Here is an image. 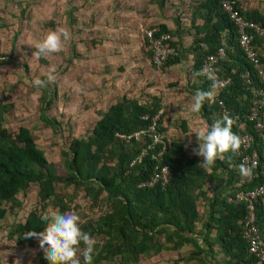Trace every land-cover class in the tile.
Here are the masks:
<instances>
[{
	"label": "trees",
	"instance_id": "obj_1",
	"mask_svg": "<svg viewBox=\"0 0 264 264\" xmlns=\"http://www.w3.org/2000/svg\"><path fill=\"white\" fill-rule=\"evenodd\" d=\"M199 1L192 5L202 15L203 21L194 27L188 47L193 58L192 71L195 74L199 72L201 59L217 49L221 35L225 38V58L221 61L223 73L235 70L229 85L219 91L214 102L206 101L199 112L210 127L220 119L217 100H222L227 108L239 113L247 107L248 93L239 74L250 66L236 44L234 25L219 8L218 0ZM236 6L246 19L264 25L261 14L256 11L243 12L237 1ZM157 27L154 35L167 32L164 25ZM144 43L147 49L145 57L151 60V52ZM261 43H264V39L253 40L255 52L264 61L258 53ZM165 44L178 49L175 41L168 40ZM179 58V54L169 56L161 65L177 63ZM196 76L199 83L192 85V92L209 90L210 81ZM10 107V103L2 101L0 97V204L13 203L15 194L25 191L31 184L37 187L36 196L42 207L48 202L57 206L59 211L67 210L68 204L58 197V185L71 186L73 192L82 189L91 205H97L103 196L107 203L106 210L81 225L82 231L97 235L101 240L95 246L93 264L107 263L116 257L121 264H130L136 262L139 255L154 254L161 248L176 250L183 244L193 247L186 260L200 264H256V258L247 252V242L241 236L244 206L228 201V198L233 197L237 190L254 187L261 180H243L236 155L231 151L207 171L201 166L203 161L185 153L182 142L168 143L159 157L160 162L169 167L167 182L164 185L138 186L149 178L155 164L152 155L158 146L146 148L147 137L125 140L118 134L126 135L147 127L156 114L157 130L162 132L163 113L157 96L151 95L145 102L121 96L110 104L84 136L69 140L64 152V174L55 172L53 164L36 147L26 126H18L14 132L4 127V114ZM44 121L52 123L48 118H44ZM244 129L253 133L249 125H245ZM232 131L237 135L240 129ZM255 142H260L256 136ZM256 147L259 148V144ZM142 149H146V152L140 160L132 162ZM229 164L236 167L229 168ZM216 168L226 170L223 185L217 186V190L207 197L203 186L214 177ZM199 199L205 202L206 207L197 231L195 222L199 218ZM2 213L0 210V216ZM255 216V223L264 238V197L255 200ZM40 217V213L30 211L23 222L13 225L12 233L16 234L17 243L30 244L32 238H26L27 232L44 231L46 222ZM161 235L164 243L159 241ZM198 237L202 239L200 244ZM36 259L42 264L48 263L41 251L36 253ZM177 261H173V264H177ZM260 264H264V261Z\"/></svg>",
	"mask_w": 264,
	"mask_h": 264
},
{
	"label": "rangeland",
	"instance_id": "obj_2",
	"mask_svg": "<svg viewBox=\"0 0 264 264\" xmlns=\"http://www.w3.org/2000/svg\"><path fill=\"white\" fill-rule=\"evenodd\" d=\"M162 1L0 0V97L11 106L3 125L10 132L26 126L57 174H64L69 140L84 136L121 96L139 102L157 96L163 113L161 134L167 145L180 141L189 154L198 147L195 132L205 123L198 113L191 112V87L199 83L189 70L191 62L156 66L145 57L143 31L157 27L152 22L156 15L168 14L165 10L169 8L163 7ZM193 3L189 0V5ZM255 5L264 11V0H251V7ZM58 29L71 33L64 50L36 59L32 55L35 43ZM53 66L54 79L48 81ZM37 77L45 81L43 88L33 86ZM44 118L52 123L47 124ZM36 190L31 184L15 194L13 203L0 204V264H42L36 259L38 251L44 255L38 240L33 237L32 243L19 244L12 233L13 225L23 222L30 211L42 215L50 208L58 210L48 202L42 207ZM73 191L71 186H57L58 197L68 204V209L60 212L79 215L81 225L106 210L103 196L97 205H91L82 189ZM205 207L204 201L197 200L196 229L205 216ZM91 236L101 242L97 235ZM159 241L164 243L163 235ZM192 250L191 244L176 250L161 248L154 254L139 255L130 264H173L177 259H181L177 264H200L186 260ZM121 263L116 257L103 264Z\"/></svg>",
	"mask_w": 264,
	"mask_h": 264
},
{
	"label": "built area",
	"instance_id": "obj_3",
	"mask_svg": "<svg viewBox=\"0 0 264 264\" xmlns=\"http://www.w3.org/2000/svg\"><path fill=\"white\" fill-rule=\"evenodd\" d=\"M218 5L228 20L234 25L236 44L250 66L248 70L239 74L248 93L249 101L245 110L239 113L227 108L222 100H217L216 102L220 119L227 113L234 121L232 129H240L237 135L245 141L238 154H235L239 166L245 161H248L249 164L252 161H256L252 178L245 179L243 176L241 177L245 181H250L254 178L261 181L250 189L237 190L233 197L228 198V201L243 204L245 217L242 221L241 236L247 242V252L254 255L256 264H260L264 261V238L261 237L259 228L255 223V200L264 197V62L255 52L253 40L256 38L264 39V25L246 19L237 9L235 0H218ZM157 31L158 28L156 27L146 29L143 31V38L151 52L152 63L159 66L169 56L177 55V49L174 46L165 44L166 41L171 40L169 33L160 32L154 35ZM224 44L225 38L224 35H221L217 49L213 53L204 56L199 66V71H201L204 67L211 65L218 80L223 83V87L219 91L229 85L231 75L235 73L234 69H230L228 74L223 73L221 61L225 58ZM202 77L207 79L205 76ZM210 83L212 82L210 81ZM157 119L158 114L152 117L151 123L147 127L132 131L126 135L118 134L120 138L125 140L129 138L138 140L142 137H147L149 141L146 148L158 146V150L152 155L155 164L152 167L151 174L146 181L138 185L140 187L152 186L155 183L164 185L168 180L169 167L167 164L161 163L159 159L167 148V143L161 132L157 130ZM245 125H249L253 133L245 130ZM254 134L260 140L259 143L255 142ZM257 144H259V148L256 147ZM145 152L146 149H142L132 162L140 160L141 155Z\"/></svg>",
	"mask_w": 264,
	"mask_h": 264
},
{
	"label": "clouds",
	"instance_id": "obj_4",
	"mask_svg": "<svg viewBox=\"0 0 264 264\" xmlns=\"http://www.w3.org/2000/svg\"><path fill=\"white\" fill-rule=\"evenodd\" d=\"M70 39L71 33L67 29L49 31L35 43V52L32 55L36 59H40L51 53L63 51ZM53 71H55L54 66L48 74V81L54 79L51 74ZM196 75L205 76L212 83L209 90H197L191 97V112L193 113H199L206 101L214 102L219 89L223 87V83L218 80L211 65L204 67ZM32 84L34 87L43 88L45 81L37 77L32 80ZM233 123V119L225 113L210 127L205 124L195 132L198 147L192 151L194 155L203 157L201 166L205 170L210 171L216 161L223 160L224 154L229 151L238 154L242 144L245 143L240 136L233 133ZM255 167L256 161H252L250 164L248 161L242 162L239 166L241 176L251 179ZM40 219L46 222L44 231L39 233L29 231L25 236L38 240L39 247L44 253V259L48 264H93L97 241L89 233L82 231L79 215L74 212L61 213L57 209L50 208L41 215ZM16 264H19V261H16Z\"/></svg>",
	"mask_w": 264,
	"mask_h": 264
},
{
	"label": "crops",
	"instance_id": "obj_5",
	"mask_svg": "<svg viewBox=\"0 0 264 264\" xmlns=\"http://www.w3.org/2000/svg\"><path fill=\"white\" fill-rule=\"evenodd\" d=\"M192 1H195V3L200 2L199 0H192ZM236 1L243 12L246 13V12L254 11L255 13L256 11L258 14H261L262 17L264 18V11L261 9V7H259L258 5L251 7V0H236ZM155 3L159 4V0H156ZM161 4H163V7L169 8L168 10H165V12H168V14L167 16L166 15H163V16L156 15V17L154 16L155 19H152V22L156 25H164L167 30V33H169V35L170 34L172 35V36L170 35L171 40L175 41L177 48H178L177 54L180 55L179 62L174 63V64L178 65L180 62H182V60H187V63L191 62V65H192L193 58L190 52L188 51V47L192 40V34L194 33V27L197 25H200L203 22L202 15L196 12V10L194 9L195 5L194 7L189 5V0H186L183 2L180 0H167V1L163 0ZM171 6L174 7L173 12L170 9ZM152 14H155V13L153 12ZM263 44L264 43L260 44L258 48L259 49L258 53L262 55L264 58V45ZM229 49H231V47H229ZM184 57H187V59H185ZM174 64H170V65H174ZM190 69H191V66L189 70ZM191 72H192V69H191ZM190 85H192V82H190ZM198 116L200 117L199 113H198ZM184 151L186 154L191 155L193 157L195 156L199 158L201 161H203V157L196 156L193 154V152L189 154V151H187L185 148H184ZM228 167L233 168L236 166L233 164H229ZM214 173H215L214 177L211 178L209 182H206L203 186V190L205 191L207 197H209L212 192L217 190L216 189L217 186L223 185L222 182H223L224 175L226 174V170H223L221 168H216ZM199 200L202 201L201 199ZM200 227H201V224H199V227L196 230L198 231ZM198 242L199 244L202 243L201 237H198ZM157 254L159 255V253Z\"/></svg>",
	"mask_w": 264,
	"mask_h": 264
}]
</instances>
